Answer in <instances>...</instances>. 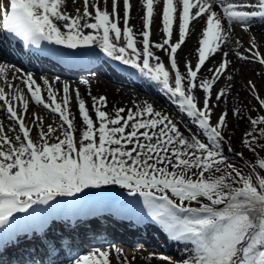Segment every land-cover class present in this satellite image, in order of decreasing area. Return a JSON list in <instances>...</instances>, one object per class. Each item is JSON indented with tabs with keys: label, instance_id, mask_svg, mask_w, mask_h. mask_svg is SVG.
<instances>
[{
	"label": "snow or ice",
	"instance_id": "snow-or-ice-1",
	"mask_svg": "<svg viewBox=\"0 0 264 264\" xmlns=\"http://www.w3.org/2000/svg\"><path fill=\"white\" fill-rule=\"evenodd\" d=\"M82 3V11L77 8L72 15L65 10L66 0H4L0 2V31L24 46L37 48L42 42L70 50L97 45L107 57L130 65L161 85L198 131L187 126L181 131L180 122L148 102L109 113L104 110L107 98L92 96L90 113L79 89L73 90L67 83L58 93L45 80L49 85L46 101L31 74L22 79L31 99L56 114L59 123H49L45 129L43 119L34 113V123L29 126L25 123L29 102L24 94L17 90L10 98L5 88H0L8 119L17 125L10 129L17 133L13 137L0 124V264H4L2 256L10 246H19L22 233L25 239H39L46 258L40 264H114L117 256L122 257L120 264H132L118 247L115 255L111 248L99 247L81 255L75 250L74 237L50 239L49 209L58 205L88 209L90 214L104 207L137 216L146 210L170 239L182 242L190 253L179 262L162 257L170 264H264V156L257 158L256 147L259 142L264 151V114L246 118L240 108L232 112L238 121H248L241 136L242 145L253 154L248 173L229 162L225 153L229 113L221 110L212 122V100L218 106L231 92L230 87L214 91L224 77L233 80L228 74L233 61L223 51L232 36L233 29L228 26L239 25L247 32L254 23L264 21V0H142L140 47L134 28L129 26L132 0H111V11L109 0ZM157 6H161L165 35L159 43L151 40ZM201 17L206 27L198 37V62L195 67L186 62L182 74L177 53L192 22ZM174 25L178 40L173 43ZM251 40L245 50L248 54L235 55L264 66V54L255 38ZM153 48L167 52L174 72L160 62ZM217 53L221 58L208 69L211 77L198 79L206 61ZM7 68L0 64V77L12 89L15 84L7 83ZM248 89L264 112V97L251 80ZM197 90L204 93L202 105ZM73 93L82 122L79 141L71 110ZM34 129L38 140L32 137ZM236 155L243 158L244 153ZM110 187L123 191L109 192ZM58 197L75 199L58 201ZM53 201L56 204H51ZM37 205L49 207H34ZM19 213L27 215L18 217ZM31 264L37 261L33 259Z\"/></svg>",
	"mask_w": 264,
	"mask_h": 264
},
{
	"label": "bare ground",
	"instance_id": "bare-ground-1",
	"mask_svg": "<svg viewBox=\"0 0 264 264\" xmlns=\"http://www.w3.org/2000/svg\"><path fill=\"white\" fill-rule=\"evenodd\" d=\"M0 2H4V0H0ZM132 3L134 5L132 14H131V23L130 26L134 28V32L137 34V41H138V47L139 45V40L141 37L139 36V33L143 30V22L141 20V16L143 15V10L141 8V3L142 0H132ZM160 7L157 6V14L154 19V23L151 28V40L153 42H162L163 39L165 38V35L162 31V24H161V17H160ZM80 8L82 11L83 8V3L82 0H66V11H68L70 14L75 15L76 14V9ZM108 10L111 11V0H109L108 3ZM120 14L121 16L123 15V6L121 4L120 6ZM122 23V22H121ZM194 26V27H193ZM191 30L189 33V36L186 38L185 43L181 46V49L178 50L177 53V61L178 65L180 68L181 73L183 74L185 72V65L186 62H190L193 67L198 62V37H200L201 30L206 27L204 18H198L197 20L193 21L192 24L190 25ZM229 28L233 29L232 31V36L230 40L228 41L227 45L224 47L223 51H227L229 53L228 58L233 61L232 66H230L229 70H232V73L235 74L233 80L229 82L226 80V77L221 79L217 85L214 88H231V92L227 98V100H231V98H234L235 96L239 95L242 88L244 87L243 84V79L246 77L249 78H254V76H260L262 73L261 69L259 66L255 63H249L246 61L239 60L235 53H237L236 49L241 48L242 46L238 42L237 37H245L246 34H252L250 37H254L257 42L259 43L258 40L262 41L264 39V35H262V32H264V21H261L260 23H254L252 28L245 32L242 27L239 25H229ZM91 31V30H88ZM178 40V31L176 28V25H174V33L172 37L173 43ZM125 41H120V44L123 45ZM157 56L160 57V62L164 63L166 67L169 68L170 61H169V56L166 51L163 50H158L153 48L152 49ZM2 56V57H1ZM9 55L3 54L2 51H0V64H6L8 66L7 68V83L8 84H15V88L9 89L4 81L3 77H0V87L5 88V92L13 98V93L19 90L22 92L24 95H27L26 100L29 102V120L27 119V123L29 126H31L34 121H33V114H38L44 121V126L45 129L47 128V125L49 123H53V125H56L57 116L56 114L51 113L49 110L44 109L41 105H37L30 97V94L27 92V89L25 85L22 83V79H26L27 75L29 73H24L18 66L16 65H11L10 63L7 62V59H9ZM92 60L90 59L89 61L97 60L99 57L94 54L92 57ZM221 56L220 53L215 54V56L210 57L208 61H206V64L204 68H202L201 73H204L205 75L207 74L209 78L211 77V73L208 71L209 68L214 67L220 60ZM88 61V60H85ZM99 64H101L100 61H98ZM48 66L58 69V67L53 64V63H46ZM35 65V64H34ZM90 64L87 63L84 66H89ZM36 67H39L38 64L35 65ZM43 66V64H41ZM102 70V73H95L90 76H88L86 79H77L75 76V72L72 73H66V77H59L57 79L51 78L50 77H43L41 76L42 74H31L33 78L37 81V83L41 86L42 93L45 98H48L47 92H48V84H45L44 81L47 80L50 82L52 88L56 92H60L62 90V87L65 83L69 84L70 87L73 90L79 89V91L82 94V98L85 99L86 103L89 106L90 113L92 111L91 105L93 103L91 97L92 96H105L107 98V105L106 108L104 109L105 111L109 113H114L117 108H125V109H130L133 108L135 105H143L145 102L152 103L154 107L157 110H161L165 112L166 114L170 115L171 117L174 118V120L180 122V127L181 131H185V126L188 128H191L193 132L195 130L198 131L197 127L192 124L191 119L188 118L186 115H183L179 109L176 107V105L172 104L171 102L168 101L167 98H163L161 96V91L158 92V86L153 84L151 79H147V82L152 85L154 88L150 87L148 83H145L144 78L145 77H140L137 80H135V77L127 75V74H121L117 73L113 69L109 68L106 69V72ZM61 72H65V69L60 67ZM170 71V69H169ZM100 74L103 77L98 78L95 75ZM136 74V73H134ZM203 78L201 75H198V79ZM84 80H88V84L82 83ZM254 80H257L260 82V85L262 82H264V79L258 80L257 78H254ZM90 93V95H89ZM196 96L200 100L201 103H203V98H204V93L202 90H197L196 91ZM59 96V95H58ZM60 98V97H59ZM125 101H129L132 106L127 107L124 103ZM77 104L78 102L76 101L73 93V99H72V104H71V110L72 114L76 117L75 119V125L77 128V133L79 135L78 138H80V132L82 129V122L78 114L77 110ZM212 105L213 107V114H216V116L220 115L221 110H223V101L219 103L218 106H216V101L215 99L212 100ZM214 116V115H213ZM212 116V120H213ZM0 124L4 125L5 131H10V129H13V123L10 119H8V116L6 115L3 106L0 104ZM195 128V129H194ZM12 135L10 136H15L17 133L10 131ZM8 133V135H9ZM187 135V132H185ZM37 136V132L34 129L32 131V137L35 138ZM111 207H104L101 210L106 211L110 210ZM90 211H87V214H89ZM97 227H93L94 229ZM100 228H98V232H100ZM161 233V232H159ZM80 236H71L74 237L75 240H79L83 236V233L79 232ZM108 238L113 236V233L111 231L107 232ZM24 237V236H23ZM107 238V237H106ZM105 238V239H106ZM168 238V236H166ZM104 239V240H105ZM29 240V239H28ZM31 240H36V238L33 236ZM103 239L100 238V241ZM26 241V240H25ZM177 241L172 242H167L166 245L163 247L160 246L159 248H167L171 249L173 247V243ZM144 244H142L143 246ZM16 250L20 251L24 248H26V245L24 242H20L18 247H15ZM144 253V252H142ZM44 257V254L42 255ZM144 258L147 261H151V256L145 254H140L138 255V258L140 259ZM140 263V262H138Z\"/></svg>",
	"mask_w": 264,
	"mask_h": 264
},
{
	"label": "rangeland",
	"instance_id": "rangeland-1",
	"mask_svg": "<svg viewBox=\"0 0 264 264\" xmlns=\"http://www.w3.org/2000/svg\"><path fill=\"white\" fill-rule=\"evenodd\" d=\"M261 21L257 22L260 23ZM252 36V34H246L245 37H237L238 38V42L239 44L242 46L239 49H236L237 52H245L246 53V49L250 46L252 40L250 37ZM259 43L257 42V46L259 48V51L264 54V39L262 41L258 40ZM256 42V40H255ZM249 63H255L259 66V68L261 69L262 73L260 74V76H254V78H257L258 80H262L264 79V67L262 65H260L255 59H252L250 61H246ZM263 67V68H262ZM229 75H232L233 78L235 76L234 73H232V70L228 71ZM254 78H249L246 77L243 79V84L244 87L242 88L241 92L239 95L235 96L234 98H231V100H227V98H225L223 100V110L227 111L229 113L228 115V128L226 129L224 135H225V139H226V146L228 147L227 150L225 151V153L228 151L229 148L233 149V151L230 152L231 156L228 155L230 157V161L231 163H235L238 167H240L242 169V171H244L245 173H248L250 171V165L253 163V154L248 151L241 143V136L242 133L245 132L246 129H248V121L247 119L242 120V121H238V119L236 117H234L232 115V112L234 109L236 108H240L242 110L243 115L247 118V117H251V118H256L261 114H264V112H261L259 110V105L257 103V101L255 99H253V95L252 93H250L249 89H248V81L251 80L252 82H254L257 86V89L259 91V94L261 95V97H264V82L261 83L258 82L257 80H254ZM227 80V77H226ZM127 107L132 106L130 104L129 101H125L124 103ZM202 105V103H201ZM213 120L212 122L215 123L217 120L216 114H213ZM59 123V119L58 121H56L55 124ZM55 126V125H53ZM14 128H17L15 123H14ZM195 129V128H194ZM197 130H195L196 132ZM76 136H77V141H79V135L76 132ZM36 140H38V136L35 137ZM51 142H55L54 140ZM257 158H259V156H264V152H262L259 148V142H257ZM239 152H243L244 156L243 158L239 157L236 155V153ZM227 155V154H226ZM91 191H99V190H91ZM107 191L109 192H122L123 190L117 188V187H110L107 189ZM150 227L152 228H158V226H154L151 225ZM136 244V243H135ZM178 245H180V249L177 251H166V250H162L160 252L150 249V250H141L140 252H144V253H140V254H145L151 256V261H147L144 258L140 259L138 258V255L140 254H133L132 251H135L137 249V245H133V246H129L126 247V251L122 252L124 256H126L129 260H132V264H170V261H177L179 262L182 258H187L189 256V253L185 251V246L183 243H178ZM132 250V251H130ZM113 254L115 255V251H112ZM159 255L163 256V257H169L170 261H165L162 258L159 257ZM133 257H135V259L133 260ZM122 257L117 256L115 259L114 264H120V260ZM140 262V263H138Z\"/></svg>",
	"mask_w": 264,
	"mask_h": 264
},
{
	"label": "trees",
	"instance_id": "trees-1",
	"mask_svg": "<svg viewBox=\"0 0 264 264\" xmlns=\"http://www.w3.org/2000/svg\"><path fill=\"white\" fill-rule=\"evenodd\" d=\"M225 149H226V147H225ZM262 152H264V151H262ZM228 153V152H227ZM229 154V153H228Z\"/></svg>",
	"mask_w": 264,
	"mask_h": 264
}]
</instances>
